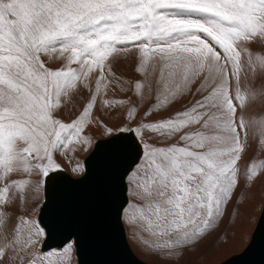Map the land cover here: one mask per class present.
<instances>
[{
  "label": "snow or ice",
  "instance_id": "1",
  "mask_svg": "<svg viewBox=\"0 0 264 264\" xmlns=\"http://www.w3.org/2000/svg\"><path fill=\"white\" fill-rule=\"evenodd\" d=\"M257 40H264V0H0V264H71L75 240L44 251L46 226L28 215L9 227L10 209L63 171L57 152L117 150L125 132L140 152L120 177L126 198L117 219L136 226L159 260H180L216 231L231 216L241 181L264 175L254 166L243 175L240 169L250 130L264 149V113L245 116L250 105L264 106V85L241 87V74L251 73L253 81L264 76V54L248 48ZM57 46L61 56L70 55L64 67L51 69L42 57ZM132 48L141 79L128 82L112 71L111 60ZM114 83H129L137 98L151 95L155 85V102L135 127L113 128L93 117L97 97ZM80 86L92 94L65 122L57 113ZM194 86L200 98L190 107L147 122L154 111L193 94ZM123 103L104 100L105 107ZM137 114L132 104L125 119L131 124ZM93 124L103 128L105 141L85 135ZM146 132L179 142L157 146ZM71 171L77 184L91 175L79 160ZM18 173L27 178L12 179ZM33 173L40 178L35 183ZM254 242L253 235L249 247Z\"/></svg>",
  "mask_w": 264,
  "mask_h": 264
},
{
  "label": "rangeland",
  "instance_id": "2",
  "mask_svg": "<svg viewBox=\"0 0 264 264\" xmlns=\"http://www.w3.org/2000/svg\"><path fill=\"white\" fill-rule=\"evenodd\" d=\"M186 15V14H185ZM261 47L264 49V40H257ZM255 42L249 43L248 48L252 47ZM62 49L57 46L56 51H50L47 55H44L46 65L51 69H59L65 66L66 60L64 57L70 55L69 52L63 53L61 56ZM261 53V52H257ZM243 57L242 59H245ZM139 59V52L132 48L130 51L121 54L116 59L111 60L112 71L117 77L123 81H133L141 79L135 71ZM76 67L75 64L72 65ZM242 75V74H241ZM257 80V79H256ZM255 80V81H256ZM96 81V74H93L91 79V86L94 90ZM235 81H233V87ZM264 85V76L259 81V87ZM242 88H247L241 83ZM130 89V84L125 83L124 87L116 85L115 83L107 89V94L103 93L97 97L96 105L93 110V117L98 120H102L105 124L110 127L118 128L120 126L128 125L135 127L136 123L144 121V113L154 104L155 102V85L151 95H145L143 98H137ZM72 91L71 89L69 90ZM193 94H186L182 98L178 97L177 101L172 103L165 109L163 115H157L158 110L153 112V115L147 117V122H152L162 118L170 117L174 114V110H171V106L185 105L191 97L195 95V86L192 90ZM91 92L80 86L79 91H76L72 95L71 102L66 104L57 115L65 122H71L74 120L82 111L85 104L88 102ZM111 101H124L123 104H118L114 107H105L104 100ZM131 100V104L128 101ZM185 103V104H184ZM132 104L138 107V114L136 121L129 124L125 119L127 112L131 109ZM253 131L254 135L251 137L250 132ZM249 132L248 141L249 144L247 151L244 154V158L240 161L241 174L243 175L245 168L248 166H254L258 172L264 171V149H262L257 142L254 129ZM85 135L92 137L94 142L99 138H105L103 135V128L98 124L89 126ZM150 136V137H149ZM151 139H149V138ZM155 135L150 132L145 133V140L150 143L161 145L160 141L157 142ZM251 139V140H250ZM255 140V141H254ZM251 141V142H250ZM254 142V144H253ZM159 143V144H158ZM252 143V144H251ZM71 147V146H70ZM91 151L87 152L79 150L73 157L70 152H57L56 159L62 165L63 170L72 175V164L77 160L83 162L85 156ZM69 160L72 163H69ZM84 163V162H83ZM73 176V175H72ZM27 178L24 173H18L12 177V179H25ZM40 178L33 173L31 180L33 183L38 181ZM251 192V194H250ZM249 196V197H248ZM44 199V188L41 189L38 195L29 193L26 203H20L19 201L12 209L10 214L13 219L9 227L14 226L16 223L17 216H32L33 219H38L39 208ZM252 199V200H251ZM264 203V175H260L255 182L245 185L243 180L241 186L237 190L236 196L233 197L232 203L228 206V212L231 216H225L220 227L209 235L206 239L202 240L200 244L193 250L186 251L184 256L180 260H159L153 256L148 248L145 247L143 242V236L136 226L122 222L125 230L127 242L134 252V254L141 260L148 264H217L220 261L226 259L230 255L240 252L249 242L251 234L257 224V220ZM33 209H37L33 211ZM62 247H55L51 249H60ZM47 251V250H46ZM71 264H78L75 251L71 256Z\"/></svg>",
  "mask_w": 264,
  "mask_h": 264
},
{
  "label": "water",
  "instance_id": "3",
  "mask_svg": "<svg viewBox=\"0 0 264 264\" xmlns=\"http://www.w3.org/2000/svg\"><path fill=\"white\" fill-rule=\"evenodd\" d=\"M120 136L117 150L105 145L100 152L93 148L85 156L83 162L91 175L82 183H73L76 178L65 170L50 175L44 188L47 203L43 199L38 212L48 231L44 249L75 240L78 264H148L131 250L122 221L117 219V209L126 198L120 177L130 170L140 152L131 133ZM253 235L251 247L248 242L243 250L217 264L225 260L231 264H264V203Z\"/></svg>",
  "mask_w": 264,
  "mask_h": 264
},
{
  "label": "bare ground",
  "instance_id": "4",
  "mask_svg": "<svg viewBox=\"0 0 264 264\" xmlns=\"http://www.w3.org/2000/svg\"><path fill=\"white\" fill-rule=\"evenodd\" d=\"M261 41V40H260ZM250 50L252 51V53H254V54H257V52H261V53H259V54H264V49H263V47H261V45L259 44V42H255L254 43V45H252V47H250ZM245 60V62H246V58L244 59ZM263 76H261V77H258L257 78V80L256 81H253V79H252V76H251V73H249V75H248V77H247V79H245L244 78V75L242 74L241 75V83H243V85H245V87H250V86H255V87H259V81H260V79L262 78ZM200 98V95L199 94H195L193 97H191L190 99H189V101L185 104V105H179V106H171V110H174L173 112L175 113V112H177V111H181V110H184V109H186V108H188V107H190L197 99H199ZM164 112H165V109H162V110H158V113H157V115L159 116V115H163L164 114ZM262 113H264V106H262V105H258V104H255V105H250L249 107H248V109L246 110V112H245V116L246 117H248V116H255V115H257V114H262ZM163 119V118H162ZM251 131V130H250ZM155 135V134H154ZM250 135H251V137L254 135V133H253V131H251L250 132ZM150 137V136H149ZM148 137V138H149ZM156 141L157 140H159L160 141V143H161V145L163 144V145H167V144H173V143H178L179 142V137L177 136V137H175V138H171V139H168V140H161V139H159V138H157L156 136H155V138H154ZM251 140V139H250ZM159 141H157V142H159ZM255 141V140H254ZM251 142V141H250ZM180 143H182V142H180ZM159 144V143H158ZM252 144V143H251ZM253 144H254V142H253ZM249 145V144H248ZM250 194H251V192H250ZM252 195V194H251ZM249 197V196H248ZM252 200V199H251ZM123 224V223H122ZM124 227V226H123ZM65 245V244H64ZM63 245V246H64ZM63 246H60V247H63ZM51 248H55V247H51ZM51 248H48V249H44V251H46V250H49V249H51ZM71 256H72V254H71Z\"/></svg>",
  "mask_w": 264,
  "mask_h": 264
}]
</instances>
